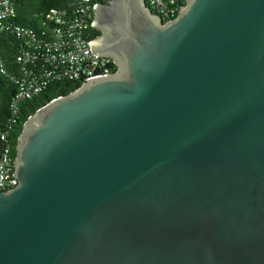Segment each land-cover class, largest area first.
<instances>
[{
	"label": "water",
	"instance_id": "water-1",
	"mask_svg": "<svg viewBox=\"0 0 264 264\" xmlns=\"http://www.w3.org/2000/svg\"><path fill=\"white\" fill-rule=\"evenodd\" d=\"M95 74L23 123L0 264H264V0L93 6Z\"/></svg>",
	"mask_w": 264,
	"mask_h": 264
},
{
	"label": "trees",
	"instance_id": "trees-1",
	"mask_svg": "<svg viewBox=\"0 0 264 264\" xmlns=\"http://www.w3.org/2000/svg\"><path fill=\"white\" fill-rule=\"evenodd\" d=\"M9 1L14 14L0 21V159L5 154L13 162L26 119L84 81L89 57L82 49L100 33L92 25L93 6L108 0ZM161 1L144 3L163 19L184 3ZM108 67L116 65L111 60Z\"/></svg>",
	"mask_w": 264,
	"mask_h": 264
},
{
	"label": "built area",
	"instance_id": "built-area-1",
	"mask_svg": "<svg viewBox=\"0 0 264 264\" xmlns=\"http://www.w3.org/2000/svg\"><path fill=\"white\" fill-rule=\"evenodd\" d=\"M157 4H163L161 0H149ZM14 14V7L9 0H0V21L7 19L9 16ZM83 55L89 57L88 65L85 69V75L87 77L95 74H103L108 72H113L110 67H108L109 62L112 60L109 57L93 55L89 49V42L85 44L82 49ZM113 62V60H112ZM98 72H95L97 71ZM85 80V79H84ZM14 164L8 157V155L3 154L0 159V190L7 189L16 184L17 179L14 177Z\"/></svg>",
	"mask_w": 264,
	"mask_h": 264
}]
</instances>
